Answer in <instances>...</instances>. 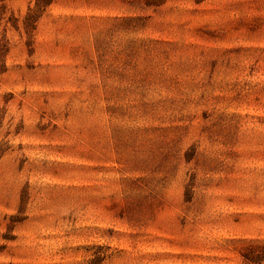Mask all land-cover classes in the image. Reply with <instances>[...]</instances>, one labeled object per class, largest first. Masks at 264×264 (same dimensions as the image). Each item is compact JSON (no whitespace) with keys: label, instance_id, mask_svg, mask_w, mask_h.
Returning a JSON list of instances; mask_svg holds the SVG:
<instances>
[{"label":"rangeland","instance_id":"374dc122","mask_svg":"<svg viewBox=\"0 0 264 264\" xmlns=\"http://www.w3.org/2000/svg\"><path fill=\"white\" fill-rule=\"evenodd\" d=\"M2 1L0 264H249L264 0Z\"/></svg>","mask_w":264,"mask_h":264},{"label":"trees","instance_id":"16d2710c","mask_svg":"<svg viewBox=\"0 0 264 264\" xmlns=\"http://www.w3.org/2000/svg\"><path fill=\"white\" fill-rule=\"evenodd\" d=\"M51 0H34V5L28 8L27 13L23 17V28L26 33L34 27V21L37 18V12L41 11L44 7H46ZM5 5L2 0H0V25L2 21L4 25L7 21L13 22L11 17L4 18ZM4 30V29H3ZM7 46L6 39L4 37V33H0V74L6 70L5 67V56L7 54ZM3 153V150L0 149V157ZM257 249L252 251L251 253L244 254V258L249 264H258L260 258L264 255V244L262 246H256Z\"/></svg>","mask_w":264,"mask_h":264}]
</instances>
